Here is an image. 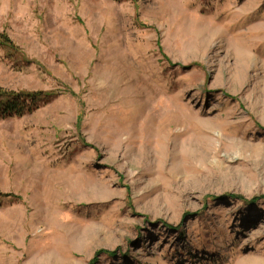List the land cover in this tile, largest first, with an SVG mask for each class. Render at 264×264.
<instances>
[{
    "label": "rangeland",
    "instance_id": "obj_1",
    "mask_svg": "<svg viewBox=\"0 0 264 264\" xmlns=\"http://www.w3.org/2000/svg\"><path fill=\"white\" fill-rule=\"evenodd\" d=\"M0 264H264V0H0ZM30 102V101H29Z\"/></svg>",
    "mask_w": 264,
    "mask_h": 264
},
{
    "label": "trees",
    "instance_id": "obj_2",
    "mask_svg": "<svg viewBox=\"0 0 264 264\" xmlns=\"http://www.w3.org/2000/svg\"><path fill=\"white\" fill-rule=\"evenodd\" d=\"M0 41L5 45L10 43V40L2 34H0ZM42 96L41 92H16L0 88V116H21L30 111L37 100L42 99Z\"/></svg>",
    "mask_w": 264,
    "mask_h": 264
}]
</instances>
